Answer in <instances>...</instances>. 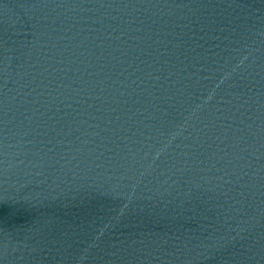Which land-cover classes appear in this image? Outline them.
<instances>
[{
	"label": "water",
	"instance_id": "1",
	"mask_svg": "<svg viewBox=\"0 0 264 264\" xmlns=\"http://www.w3.org/2000/svg\"><path fill=\"white\" fill-rule=\"evenodd\" d=\"M0 264H264V0H0Z\"/></svg>",
	"mask_w": 264,
	"mask_h": 264
}]
</instances>
